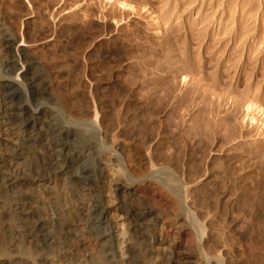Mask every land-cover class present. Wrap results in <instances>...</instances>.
<instances>
[{"label": "rangeland", "instance_id": "374dc122", "mask_svg": "<svg viewBox=\"0 0 264 264\" xmlns=\"http://www.w3.org/2000/svg\"><path fill=\"white\" fill-rule=\"evenodd\" d=\"M7 35L39 64L56 111L84 128L81 138L98 136L110 148L98 157L97 182L86 189L50 167L57 147L49 135L21 144L18 157L13 148L23 129L0 124V165L22 179L25 223L31 227L38 217L53 227L51 243L40 246L1 199L0 264H113L103 252L109 237H96L91 228L98 201L106 212L102 225L113 235L112 259L122 264L134 243L126 211L134 206L168 214L141 234L142 264H161L175 241L183 242L179 251L198 243L191 224L179 229L174 222L180 210L202 222V235L226 250L230 264H238L230 248L264 244V123L261 113L251 121L246 110L248 104L264 109V0H0V41ZM150 101L160 103V114ZM128 141L141 147L140 158L117 160L110 152ZM125 171L166 175L172 186L183 182L181 202L175 206L174 195L146 193L135 183L124 190Z\"/></svg>", "mask_w": 264, "mask_h": 264}, {"label": "bare ground", "instance_id": "6f19581e", "mask_svg": "<svg viewBox=\"0 0 264 264\" xmlns=\"http://www.w3.org/2000/svg\"><path fill=\"white\" fill-rule=\"evenodd\" d=\"M119 4L123 7H126V4L124 3H119ZM11 36H8V35L3 36L0 41V50L3 53L2 56H4L3 65L0 67V73H1L0 75V91H1L0 93V124L2 126L9 125V128L13 126L14 127L19 126L23 129L24 135H22L21 143L19 145H16V147L13 148L14 150L13 152L18 157H21L23 154V148H22L23 143L25 144L29 143L32 145L33 142L46 139L47 138L46 135H49L57 147L56 151L54 150L55 154L51 158V161L49 163L50 167L52 169L62 172L67 178L71 180L79 181L84 186H87L86 189H92L93 188L92 186L95 185L98 179V174H97L98 173L97 171L99 169L98 167L99 165H97V161H99L98 157L101 156L100 154L102 153V151L108 152L110 148L109 145H106L105 143H103V141L101 142L98 136L95 137L94 135H91L92 138H89V137L87 139L84 137L81 138L79 131L81 132V129H84V128L80 125L78 126L77 124H74V122L69 121V119H65V117H63L62 114L58 113L59 111L57 110V108L55 109V106L54 105L52 106L51 102L50 103L48 102L49 101L48 99L54 98V96H52L51 94L52 91L51 92L49 91L50 82L47 81V79L43 76V74L41 75L40 72L38 71L39 64L37 65V61L33 59L30 55H28L26 52H24L22 49L17 48V45H15L16 39H14V37H11ZM19 45H23V44L20 43ZM18 64H20V68L17 67ZM186 79L188 78L182 75L181 80L185 82L187 81ZM149 104H150L149 106L152 107V112L154 114H157L160 112L159 106H158L160 103L155 104L154 101H150ZM131 106L132 105L130 104V100H127V102L125 103V109H123L124 116L126 118H128V116L130 115L129 112L133 110L131 109ZM260 108L255 107V105L253 104H248L246 106V110L250 114L252 113L250 117L251 121H255L256 116L254 114L255 112L257 113L258 111L259 113H261L263 117L262 122L264 123V109H260ZM94 114H95L94 119L93 121H91L93 124H95L94 120L95 122H97V117H98V113L96 111ZM86 130H88V128ZM89 130H91L92 133L94 132L97 133L95 129V125L94 126L92 125L91 129ZM111 136L110 138H112ZM138 147L141 148L140 146ZM138 147L134 148L128 141V142H125V144L123 143L122 146H120L119 152L116 153L114 149L111 148L113 149V152L111 151L110 153L114 154V156L117 155V158H119L117 160L119 161H121L122 159H127L128 161L132 162L135 157L140 158L139 152H137L139 150ZM123 151L125 152L124 157L121 155V152ZM168 158H172L170 160H174L173 157L171 156ZM151 160H149L150 163L152 162ZM171 162L173 163V161ZM175 162L173 164H175ZM121 165H123L122 162H121ZM149 166H151V164ZM149 166H146V167H149ZM4 167L5 166L3 164L0 165V192L2 193L0 195V200L4 199L3 202L5 200L10 201L9 202L10 205L8 206V211L10 213H13L17 217V219L19 220L18 222L21 223L22 230L26 232V235L29 238H31V240L33 239V241L35 240L36 242L37 241L40 242L41 245L40 244L39 245L42 247L49 245L51 243V235H53L51 234V228H53L52 225L46 220L42 218H38V217L35 220L33 226L31 227H29L30 225L28 226L25 223L26 218H27V215H26L27 211L26 212L24 211L25 209L23 207L24 206L23 201L28 197V194L27 192L23 191V189L21 188L22 179L19 176V174L17 173L12 174L10 173V171L7 173L4 171ZM167 167L165 166L163 168H167ZM161 168L159 170H161ZM169 168L167 169L169 170ZM121 169H124V168H121ZM145 170H148V169L145 168L143 171ZM168 170H165L164 174ZM163 171L162 172L160 171V172L163 173ZM144 173L145 174L138 176L137 174L133 175L131 173L129 175V173L126 172L125 175H126L127 183L126 185L125 184L122 185V187L125 188L124 190L131 192V187H132L131 184L135 183V185L141 186V188L146 193L155 192L154 195L155 194H160V195L165 194L164 196H166L167 194H170L172 196L174 195L175 196V197L173 196L175 198L174 201L176 200L177 203L175 204L172 202V204L173 205L175 204V206L181 202V197L183 198V196L180 193L181 192L180 190L183 186L182 184H184L183 182L182 184L178 183L179 185L176 184L172 186L169 184L170 178L164 177L166 175H163V177L158 178L156 177L157 175L153 174L154 172H152V174H150L151 171L148 172L149 174L146 172ZM169 175L170 174H168V176ZM42 176L43 175L39 176V174H37L34 177V179L41 178ZM154 195L152 194V196ZM97 204L98 205L96 206V208L92 210L93 215L91 216V219H92L91 228L95 232L96 237H99V238L101 237L104 238L107 236L109 237L107 239L109 244L103 251L107 260H110L112 263L114 262L113 264H122L124 260H121V258L118 259L119 258L118 257L117 260L112 259L114 258L113 256L114 246L112 243L113 235H110L111 233L108 232L107 227H106L107 218L105 217L106 212H105L104 204L101 203L100 201H98ZM181 206L180 207L178 206V208L181 209ZM126 207H127V204H126ZM134 207H129L126 209V211L129 213V216H128V229L130 231L129 238L132 240L134 239L133 241L134 243L133 244L129 243L126 248V251L129 254L128 259L125 261L126 264H142L143 263L144 257L142 258L141 251H140L141 249L139 250L137 247L139 245V240H140L139 238L141 237V234L143 233L145 227L155 225V223H157L158 220H160L161 218H165V219L168 218L166 216L168 214L166 215L164 214L161 216L160 213L156 212V210L149 207V205L142 206V209H136ZM175 208L178 209L177 207ZM179 215H177V218L179 216V219L177 221H174L176 223H179L178 225L179 229L182 228L183 225L186 226V225L191 224L192 227L190 228V231H192V233H194L196 237L197 236L199 237V241H197L198 243H195L196 241H191L188 243L186 242L184 244V248L181 251H179L178 249L182 246L183 242L175 241V244L173 246H169L167 250L166 249L163 250V251L166 250V254L163 257L161 264H230L231 261L229 262V259L223 256V253H226V250L221 251V248L217 247L216 245L215 246L211 245L212 243L210 244L208 238L202 235L203 229H205L203 228V226L201 227L202 222H200L199 224V222L197 221L196 222H191V220L189 221L187 219L186 214H181V210H180ZM103 223H105L106 226L102 225ZM194 234H193V237H194ZM152 236H153V240H152L153 242H157L159 240L157 239V237H155V234ZM141 240L140 242H142ZM262 245L257 246L255 244L248 243V245L242 244V245H238L235 248L232 247L233 246L232 245L231 246L232 248L229 249L230 250L229 252H233L238 255V257H236V262H238V264H264V247ZM10 249H12L13 251L12 252L13 254L11 255V257H16V253H18L17 252L18 249H16V244L10 243ZM187 251L188 252L190 251L193 254H191L190 252L189 254ZM185 252L188 253L187 257H186Z\"/></svg>", "mask_w": 264, "mask_h": 264}]
</instances>
